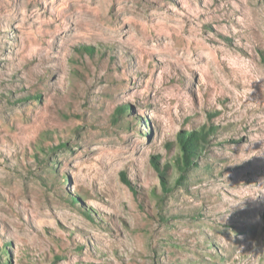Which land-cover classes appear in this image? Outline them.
Instances as JSON below:
<instances>
[{"label":"rangeland","instance_id":"374dc122","mask_svg":"<svg viewBox=\"0 0 264 264\" xmlns=\"http://www.w3.org/2000/svg\"><path fill=\"white\" fill-rule=\"evenodd\" d=\"M0 264H264V0H0Z\"/></svg>","mask_w":264,"mask_h":264},{"label":"trees","instance_id":"16d2710c","mask_svg":"<svg viewBox=\"0 0 264 264\" xmlns=\"http://www.w3.org/2000/svg\"><path fill=\"white\" fill-rule=\"evenodd\" d=\"M207 136L208 131L206 129H200L192 133L181 135L179 139L181 153L175 159L177 168H179L181 172L194 165V156H196L198 150L201 148V142L207 140Z\"/></svg>","mask_w":264,"mask_h":264},{"label":"bare ground","instance_id":"6f19581e","mask_svg":"<svg viewBox=\"0 0 264 264\" xmlns=\"http://www.w3.org/2000/svg\"><path fill=\"white\" fill-rule=\"evenodd\" d=\"M172 23V22H171ZM165 24V23H164ZM166 27V26H165ZM168 28V27H167ZM173 30V29H172Z\"/></svg>","mask_w":264,"mask_h":264}]
</instances>
